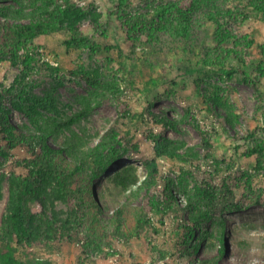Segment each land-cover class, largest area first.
<instances>
[{
  "label": "rangeland",
  "instance_id": "obj_1",
  "mask_svg": "<svg viewBox=\"0 0 264 264\" xmlns=\"http://www.w3.org/2000/svg\"><path fill=\"white\" fill-rule=\"evenodd\" d=\"M76 1L89 7L91 14L101 13L104 22L109 20L106 37L97 35L102 49L96 53L70 49L65 33L37 38L29 46L34 58L30 65L24 63L26 50H21L22 57L15 63L0 56V93L13 89L18 94L23 109L8 103V110L15 133L23 134L42 132L40 126L52 118L67 120L91 104L92 111L63 129L59 138L48 137L50 149L62 152L60 161L68 171L100 140L110 138L106 136L113 124L119 125L122 134L110 138L105 157L85 162L79 173L73 189L82 193L81 206L69 197V191L60 190L56 176L38 178L51 196L50 216L55 213L75 226L81 221L89 225L84 235L90 230L100 235L90 251L57 236L54 248L20 251L18 256L28 261L38 258L45 264H190L191 259L198 263L213 258L216 264H264V155L258 153L264 154V77L256 79L259 91L244 80L256 76L253 70L258 63L264 65V13L253 0H218L217 7L191 15L195 30L191 40L174 39L161 49L127 41L121 20L112 12L116 0ZM178 1L132 0L128 12L153 18L161 8ZM19 5L15 0H0V7ZM84 25L85 32L93 35L88 20ZM220 35L228 38L223 47ZM226 49L234 53L228 56ZM221 52L228 59L222 55L215 61L218 65H207ZM222 69L237 73L229 78ZM80 71L115 81L123 94L90 85L75 74ZM122 107L128 110L127 116H121ZM161 116L175 127L165 128ZM126 128L131 130V143L125 139ZM166 141L176 145L178 156L157 153V142ZM31 160L21 150L9 157L0 155L4 166L0 225L9 203V179L26 174ZM147 161L157 165L156 185L145 187L139 181L124 192L110 182L114 173L127 167H134L140 180L146 178L150 174ZM100 166L107 167L101 176L95 172ZM167 183L174 185L175 204L146 214L151 200L164 198ZM32 208L35 213L42 210L40 203ZM117 210L124 211L126 240L115 241L109 249L105 241L112 237L104 225L115 228ZM141 220L148 223L140 226ZM186 231L188 247L201 243L194 257L181 248Z\"/></svg>",
  "mask_w": 264,
  "mask_h": 264
},
{
  "label": "trees",
  "instance_id": "obj_2",
  "mask_svg": "<svg viewBox=\"0 0 264 264\" xmlns=\"http://www.w3.org/2000/svg\"><path fill=\"white\" fill-rule=\"evenodd\" d=\"M15 1L20 4L18 8L13 6L0 7V56L3 58L15 63L22 57L21 50H26L27 54L24 63L30 65L34 58L29 55V46L37 38L57 33L68 35L69 38L66 44L70 49H89L94 53L102 49V42L97 35L106 37L108 31L107 22L109 20L104 22L101 13L91 14L89 7L79 5V1L76 0ZM216 1L218 0H179L161 8L153 18H147V15H133L128 12V8L133 4L132 0H116L112 12L121 20V31L127 41L134 44L143 43L151 48L163 49L169 46L174 39L190 38V35L192 36L195 31L190 21L191 15L202 9L209 11L212 7H217ZM253 1L257 10L264 13V0ZM39 2L42 3L41 6L38 5ZM171 11L176 12L174 16L168 15ZM86 20L89 21V29L93 31V35L85 32L84 21ZM218 38L219 46L223 47L224 42L228 39L227 36L220 35ZM248 45L250 46L249 48L252 47L250 43ZM262 51L264 54V46H262ZM225 53L229 56V54L234 53V50L226 49ZM222 55L223 53L221 52L219 56H213L207 62V65H218L215 61L219 60ZM223 58L228 59L224 55ZM47 66L52 70H58V68H54L50 64H47ZM253 71L258 77L249 75L250 77L248 76L244 80L252 85L256 91H259L256 79L264 77V65L258 63ZM220 72L229 78H233L237 73L235 70L227 71L224 69L220 70ZM75 74L94 87L123 94V90L115 81L99 79L82 71L75 72ZM18 98V94L13 92V89H7L0 93V155L9 157L13 151L21 150L29 155L32 160L27 164L26 174L13 175L9 179V203L0 225V264H45L43 260L38 258L30 261L27 258L23 260L18 254L20 251L32 252L35 248H54L55 245H52V242L56 240L57 236L62 241L64 239L70 240L71 244L90 251L95 246V237H99L100 232L99 234H94L90 230L84 235L83 231L89 225H83L81 221H78L77 226H75L70 219H61L55 213L50 216L47 212V203L48 200H51V196L47 193L46 184H40L38 178L48 174L56 176L60 182V190L69 191V197L76 198L78 205L81 206L79 195L82 193L79 188L73 189L77 180H80L79 173H83L85 162L98 161L105 157L106 152L111 147L110 138L122 134L118 129L120 127L117 124H113L111 134L106 136L110 138L100 140L88 155L79 159V164L75 163L76 167L74 170L68 171L63 168L60 161L62 152L50 149L48 137L52 134L59 138L63 129L72 127L77 121L83 119L92 111L91 104H89L86 111L80 112L67 120L52 118L48 124L46 122L45 128L40 126L42 125L41 123H38L44 130L42 132H26L23 134L15 133L10 123V111L8 110V103H12L18 110L23 109V106L17 101ZM128 113L126 107L121 108V116H127ZM160 123L165 125V128L175 127L166 117L161 116ZM125 130V139L128 143H131V130L129 128ZM175 146L171 141H166L164 144L157 142V153L166 157L178 156L174 152ZM258 153L264 155L262 151ZM146 163L150 168V174L146 178L140 180L136 175L135 168L127 167L114 173L110 177V182L124 192L134 189L139 181L145 187L156 185L158 179L157 165L155 161H147ZM106 168V166L97 167L95 172L101 176L105 173ZM3 169L4 166L0 165V170L4 171ZM1 176L0 185L4 172ZM173 186L172 183H167L164 198L160 202L155 199L151 200L145 213L148 214L155 208L160 209L161 206H163V210L171 208L175 204V197L172 193ZM188 195L190 196L189 191ZM58 196L62 197L60 192ZM34 203H40L42 206V210L39 213L33 211L32 204ZM78 217L81 219L80 212H78ZM142 221H140V226L143 223H148L147 221ZM115 222L116 226L114 229L110 223L104 225V230H110L109 233H111L110 236L112 237L110 241H105L106 247L109 249L114 248L115 241L126 240V236L122 232V228L125 225L123 210L116 211ZM138 230L141 231L140 229ZM184 234L181 246L182 251H186L188 256L194 257L197 255L201 243H195L193 246L190 245L188 247L189 233L186 231ZM221 238L225 243L224 235ZM107 255H111L110 252H107ZM193 261L191 259L190 264H216L217 262L215 258L198 263Z\"/></svg>",
  "mask_w": 264,
  "mask_h": 264
}]
</instances>
